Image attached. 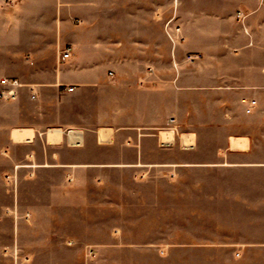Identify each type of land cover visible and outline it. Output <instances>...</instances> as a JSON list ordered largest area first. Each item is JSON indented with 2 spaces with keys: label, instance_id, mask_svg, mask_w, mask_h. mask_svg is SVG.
<instances>
[{
  "label": "crops",
  "instance_id": "crops-1",
  "mask_svg": "<svg viewBox=\"0 0 264 264\" xmlns=\"http://www.w3.org/2000/svg\"><path fill=\"white\" fill-rule=\"evenodd\" d=\"M5 77L23 85L0 98V264L64 248L26 217L77 198L65 184L162 166L199 169L200 264H264V0H0ZM177 134L185 153L163 149Z\"/></svg>",
  "mask_w": 264,
  "mask_h": 264
},
{
  "label": "rangeland",
  "instance_id": "rangeland-1",
  "mask_svg": "<svg viewBox=\"0 0 264 264\" xmlns=\"http://www.w3.org/2000/svg\"><path fill=\"white\" fill-rule=\"evenodd\" d=\"M79 13L86 15L87 11L79 9ZM175 31L178 32L176 28ZM180 136L177 134L175 146L163 149L185 153ZM55 171L48 175L59 179ZM92 171L93 177L102 175L103 182L73 184L70 188L65 184V193L76 191L77 198L56 204L62 206L53 211L55 215L26 217L31 225L36 219V224L47 227L48 241L64 248L49 247L42 256L20 260L21 264H119L122 260L132 264H200L198 168L123 167ZM50 186L49 199L55 193L50 189L57 185ZM34 191L39 192V185ZM73 238L79 245L68 246L66 240ZM81 243L92 244L94 255L87 258Z\"/></svg>",
  "mask_w": 264,
  "mask_h": 264
},
{
  "label": "built area",
  "instance_id": "built-area-1",
  "mask_svg": "<svg viewBox=\"0 0 264 264\" xmlns=\"http://www.w3.org/2000/svg\"><path fill=\"white\" fill-rule=\"evenodd\" d=\"M237 16L238 18L241 20V21H244L246 15L242 12V11H239L237 13ZM173 19H171L169 21L172 22ZM168 23V24H169ZM179 26L177 25L176 26V29L179 31ZM170 35V34H169ZM171 39L174 40V38L170 35ZM72 57V51H71V48L70 47H67L64 49V51L62 52V58L65 59V60H68ZM198 56L197 55H189L188 56V60L190 61H194L195 59H197ZM111 75H113L112 72H110ZM1 85H2V88L0 89V98L1 99H4V100H12V99H15L18 97L19 95V88L22 87V83L21 81L18 79V78H15V77H11V78H8V77H5L1 80ZM74 87H69L68 90H73ZM35 94H33L34 96ZM256 104V100H252L250 102V107H248L247 109V112H251L252 111V107ZM173 131L174 133H177V130H178V122H177V118L176 117H170L169 120H168V126L165 127V128H162L160 131H159V142L162 146H168V145H171L174 143V139H168V140H164L162 138V132H165V131ZM182 144L185 148H191L193 146V143H185L184 141H182ZM75 241L73 240H70L69 241V244H74ZM95 253L94 251V248L93 247H86V255L87 257H90V256H93Z\"/></svg>",
  "mask_w": 264,
  "mask_h": 264
},
{
  "label": "bare ground",
  "instance_id": "bare-ground-1",
  "mask_svg": "<svg viewBox=\"0 0 264 264\" xmlns=\"http://www.w3.org/2000/svg\"><path fill=\"white\" fill-rule=\"evenodd\" d=\"M29 133H30L29 131L24 130V129H16V130H14V137L16 139H24V138H26L29 135ZM53 133H56V131L54 130L53 132H51V135H54ZM173 136H174V133H173L172 130L171 131L162 132V138L164 140L174 139ZM182 139H183V141L185 143H190V141H191L192 138H191V136H188V135L185 136V135H183Z\"/></svg>",
  "mask_w": 264,
  "mask_h": 264
}]
</instances>
